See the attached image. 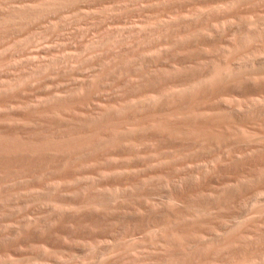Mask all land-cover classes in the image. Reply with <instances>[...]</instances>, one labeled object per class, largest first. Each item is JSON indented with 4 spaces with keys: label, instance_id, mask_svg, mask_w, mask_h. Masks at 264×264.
<instances>
[{
    "label": "rangeland",
    "instance_id": "1",
    "mask_svg": "<svg viewBox=\"0 0 264 264\" xmlns=\"http://www.w3.org/2000/svg\"><path fill=\"white\" fill-rule=\"evenodd\" d=\"M0 264H264V0H0Z\"/></svg>",
    "mask_w": 264,
    "mask_h": 264
}]
</instances>
